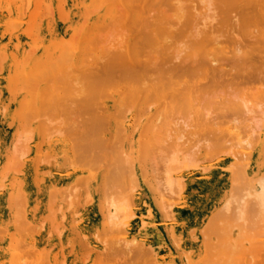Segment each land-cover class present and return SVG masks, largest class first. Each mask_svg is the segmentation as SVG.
<instances>
[{
    "label": "bare ground",
    "instance_id": "obj_1",
    "mask_svg": "<svg viewBox=\"0 0 264 264\" xmlns=\"http://www.w3.org/2000/svg\"><path fill=\"white\" fill-rule=\"evenodd\" d=\"M149 1L0 0V264H264V0Z\"/></svg>",
    "mask_w": 264,
    "mask_h": 264
},
{
    "label": "rangeland",
    "instance_id": "obj_2",
    "mask_svg": "<svg viewBox=\"0 0 264 264\" xmlns=\"http://www.w3.org/2000/svg\"><path fill=\"white\" fill-rule=\"evenodd\" d=\"M152 1H153V0H150V1H149V4L152 3V4H150L149 7H150V9L153 10V8H155V7H154V5H155L154 3H157V1H155V0H154L153 2H152ZM157 4H158V3H157ZM157 4H156V6H158ZM151 5H153V6H151ZM151 7H153V8H151ZM158 7H159V6H158ZM155 9H156V8H155ZM157 9H158V8H157ZM157 9H156V10H157ZM156 10H153L152 12H153V13H157L158 10H157V11H156ZM262 44H263V47H262V48H263V51H264V43H262ZM262 44H261V46H262ZM261 62H263V65H264V59H263ZM261 62L259 63V65H256V66H257V67H258V66H261V65H262ZM8 112H9V111L5 112V114L3 115V116H4L3 118H4L5 122L7 121V119H9L8 117H9L10 114H9ZM7 114H9V115L7 116ZM5 116H6V117H5ZM6 128H7V127H5V133L7 134V132L9 133V125H8V129H6ZM6 130H7V131H6ZM5 137H7V136H5ZM126 260L128 261L129 258H128V259L126 258Z\"/></svg>",
    "mask_w": 264,
    "mask_h": 264
}]
</instances>
